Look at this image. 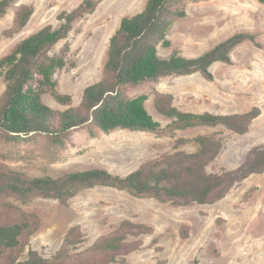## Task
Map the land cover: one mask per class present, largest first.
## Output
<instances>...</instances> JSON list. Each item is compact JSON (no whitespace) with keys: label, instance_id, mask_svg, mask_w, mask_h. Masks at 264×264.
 I'll list each match as a JSON object with an SVG mask.
<instances>
[{"label":"rangeland","instance_id":"1","mask_svg":"<svg viewBox=\"0 0 264 264\" xmlns=\"http://www.w3.org/2000/svg\"><path fill=\"white\" fill-rule=\"evenodd\" d=\"M82 0H17L0 19V58L23 38L47 24L58 25V14ZM147 0H103L94 13L79 20L70 34V63L56 73L59 89L81 101L84 89L104 76L111 36L125 16L144 9ZM35 10L21 30L9 35L17 7ZM187 14L168 32L171 45H158L161 57L178 50L196 57L238 32L256 36L231 52V62H216L213 79L200 72L174 75L142 85L134 93L148 92V110L163 126L171 119L154 104V89L172 93L174 104L184 111L228 114L258 108L260 114L244 134L224 125L194 126L164 132L118 129L111 133L87 128L76 131L66 147L35 141L7 142L0 139V164L31 176L59 177L68 172L105 168L126 175L142 163L177 150L196 151L193 139L214 135L222 146L208 165L222 172L241 165L255 146L264 148V3L259 0H186ZM64 41L57 44L60 50ZM6 83L0 75V95ZM44 101L62 108L51 95ZM184 139L183 141H179ZM41 218L30 246L46 257L63 244L67 231L79 225L85 233L81 248H88L102 235L114 231L125 219L147 223L153 232L140 237L139 247L120 255L110 264H264V171L236 182L225 197L212 203L176 205L155 198L138 197L127 190L98 185L80 189L67 202L36 197L17 202ZM133 239V238H131ZM26 248L22 258L28 256Z\"/></svg>","mask_w":264,"mask_h":264},{"label":"trees","instance_id":"2","mask_svg":"<svg viewBox=\"0 0 264 264\" xmlns=\"http://www.w3.org/2000/svg\"><path fill=\"white\" fill-rule=\"evenodd\" d=\"M16 1L0 0V19ZM102 1L82 0L73 9L62 11L58 14V25H44L0 58V75L6 83L0 95V139L30 142L44 138L54 146L66 147L81 128H87L91 135L98 130L160 133L218 125L239 134L249 130L260 114L258 108L228 114L184 111L175 106L172 93L154 89L155 107L171 119L163 126L146 106L149 93L133 92L142 85L174 75L200 72L213 79L214 63H230L233 49L248 40L256 42L254 34L238 32L196 57H187L178 50L169 57H161L158 45H171L168 32L177 19L187 14L186 0H147L143 10L123 17L109 41L103 78L84 89L78 104L71 94L60 91L56 73L70 63V34L76 23L94 13ZM34 10L33 5L18 6L14 26L6 33L13 35L26 26ZM61 41L64 44L57 50ZM45 95H51L62 108L47 104ZM193 141L198 145L196 151L164 154L126 175L90 168L59 177L31 176L0 164V264H110L120 255L136 250L140 237L154 230L147 223L125 219L114 231L83 249L85 233L76 225L67 231L62 246L46 257L30 246L41 218L24 210L18 201L44 197L67 202L80 189L104 185L176 205L205 204L225 197L236 182L264 171V148L255 146L238 167L210 172L208 165L220 152L221 139L199 135ZM26 248L28 256L23 259ZM191 264L202 263L195 258Z\"/></svg>","mask_w":264,"mask_h":264}]
</instances>
